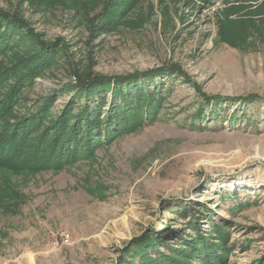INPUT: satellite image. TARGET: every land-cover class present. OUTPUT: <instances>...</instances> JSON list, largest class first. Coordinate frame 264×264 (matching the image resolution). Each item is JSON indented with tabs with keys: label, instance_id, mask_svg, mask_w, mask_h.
<instances>
[{
	"label": "rangeland",
	"instance_id": "374dc122",
	"mask_svg": "<svg viewBox=\"0 0 264 264\" xmlns=\"http://www.w3.org/2000/svg\"><path fill=\"white\" fill-rule=\"evenodd\" d=\"M0 7L17 19L4 28L19 25L0 65L12 68L29 52L18 37L38 39L34 50L52 43L41 74L15 91L20 104L10 117L35 112L55 93L52 112L61 110L75 92L73 69L167 70L119 85L132 98L157 92L158 108L150 116L146 106L134 128L113 137L98 131L92 154L59 170H0V264H140L134 241L156 235L161 243L149 252L168 254L198 232L217 242L218 223L226 244L192 263L221 255V264H264V0H0ZM8 81L6 89L15 83ZM251 95L258 98H227Z\"/></svg>",
	"mask_w": 264,
	"mask_h": 264
},
{
	"label": "trees",
	"instance_id": "16d2710c",
	"mask_svg": "<svg viewBox=\"0 0 264 264\" xmlns=\"http://www.w3.org/2000/svg\"><path fill=\"white\" fill-rule=\"evenodd\" d=\"M118 4L119 1L111 5L110 8ZM16 20L13 14L0 7V53L2 55H6L7 50L13 48L11 39L19 25L16 24V29L13 32L9 24ZM6 21L9 24L4 28L2 24ZM24 38V36L18 37V40L25 46L27 45L29 52L18 59L21 62L14 63L12 68L0 65V170L39 172L47 169H62L65 165L74 163L78 158L92 154L94 146L102 141L103 134H97L98 131L104 130L105 136L113 137L119 131L130 127L134 128L138 124L139 115H142L146 106V112L150 116H152L151 110L158 108V101L155 99L157 92L146 93L141 97L137 96L141 94H137L132 98L130 96L131 89L125 91L124 88L120 89L119 85L156 73L162 74L167 71L166 68L135 72L125 76L102 74L90 76L88 73L83 74L73 69L75 82L71 83L73 85L70 89L75 92L61 110L52 112L57 97V93H55L47 96L35 112L10 117L15 105L20 104L15 91L20 85H31L35 75L41 74L39 70L50 56L47 52L50 49L48 48L49 44L52 43L42 42L41 46L39 45L34 50L36 48L34 45L39 42L38 39L34 38L28 44ZM18 64L23 65L20 70H17ZM11 71L14 72L8 77V73ZM10 79L15 80V83L9 84L6 89ZM107 91L112 93L110 94L113 97L112 100L107 98ZM96 98H99V103H96ZM212 98L217 100L224 96H213ZM227 98L246 101L258 98V96ZM136 99L138 100L136 101ZM107 105L108 108H104ZM75 108L77 111H74ZM132 115H137V119ZM12 118L14 120H11ZM116 124H118L117 131L114 130ZM194 222L191 226L197 233L200 230V223L195 224ZM213 230L216 233L217 242H211L210 236L203 237L198 232L196 236L187 239L189 242H193V244H188L189 247L173 249L168 254L155 252L152 255L149 252L151 249L155 250L154 248H157L161 243L156 235L149 236L144 240L140 238L132 243V245L135 244L133 254L139 253L140 264H206L207 262L221 264L223 262L221 255L215 258L209 256L205 259L206 261L203 260L199 263L190 261L191 257L198 252L215 251L214 246L219 247L226 244L228 238L226 228L218 223ZM200 243L206 246L205 249L199 245Z\"/></svg>",
	"mask_w": 264,
	"mask_h": 264
},
{
	"label": "built area",
	"instance_id": "2783aa9c",
	"mask_svg": "<svg viewBox=\"0 0 264 264\" xmlns=\"http://www.w3.org/2000/svg\"><path fill=\"white\" fill-rule=\"evenodd\" d=\"M65 237L69 239V235L68 234H65Z\"/></svg>",
	"mask_w": 264,
	"mask_h": 264
}]
</instances>
